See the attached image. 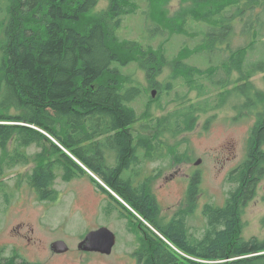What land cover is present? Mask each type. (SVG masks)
Masks as SVG:
<instances>
[{
  "label": "trees",
  "instance_id": "obj_1",
  "mask_svg": "<svg viewBox=\"0 0 264 264\" xmlns=\"http://www.w3.org/2000/svg\"><path fill=\"white\" fill-rule=\"evenodd\" d=\"M6 1L8 18L0 44V193H4L6 174L29 162L33 166L22 176L40 202L58 200L59 193L54 188L58 170L64 182L86 176L107 199L104 215L122 210L119 217L126 219L128 232L136 239L132 255L137 264H264V238H242L243 208L264 175V109L250 130L246 159L230 174L231 188L224 205L202 207L205 228L195 236L188 220L195 214L200 178L190 179L185 206L165 219L151 190L159 174L141 178L137 170L139 155L145 160L160 156L157 152L164 144L160 141L163 134L179 135L192 129L197 121L195 114L222 107L228 91L219 93L217 102L187 104L162 118H149V112L138 116L127 103L140 90L125 85L118 68L141 62L146 65L152 87L159 88L155 74L167 62L163 43L153 50L138 41L118 38L116 31L123 18L137 10L135 0H109L106 9L94 14L98 0ZM194 1L198 7L207 3ZM256 1L224 0L215 10L202 12L198 19L213 26V32L207 34L212 48L237 17L252 14L250 7ZM234 7L230 16H224L227 9ZM195 10L180 14L182 33L186 30L185 17L195 20L194 16L200 15H193ZM221 14L227 21L219 20ZM169 24L176 27L173 22ZM246 28L253 40L232 52L220 66L196 70L177 62L176 67L184 70L185 82L199 91V97L206 91L194 82L195 75L201 80L207 77L204 80L208 81L213 79L214 69L220 67L227 74L237 71L239 80L251 76L249 68L255 63L245 62L258 35L252 32L251 23H246ZM176 78L174 74L164 85L166 91ZM219 84L223 89L229 85L227 81ZM237 89L242 95L249 93L247 86ZM255 97L258 102L247 98L246 109L255 108L264 99L258 93ZM138 121H146L143 129L153 134L134 136L133 126ZM33 146L40 151L32 158L27 149ZM18 260L17 254L0 255V264H35Z\"/></svg>",
  "mask_w": 264,
  "mask_h": 264
},
{
  "label": "rangeland",
  "instance_id": "obj_2",
  "mask_svg": "<svg viewBox=\"0 0 264 264\" xmlns=\"http://www.w3.org/2000/svg\"><path fill=\"white\" fill-rule=\"evenodd\" d=\"M223 1L207 0L201 8L195 6L194 0H135L137 10L134 14L125 16L121 28L116 31L118 38L138 41L142 46H150L153 50L159 44H164L163 52L167 63L154 78L160 84L159 88L152 87L151 79L145 72L146 65L141 62H132L126 68H118L124 77V84L140 90L139 95L127 103L138 116L149 112V118H162L187 104L217 102V95L225 92L224 90L228 91L222 107L195 114L197 121L192 129L179 135L168 132L163 134L160 141L164 144L157 152L160 156L145 160L139 155L137 170L142 174L141 178L159 174L151 184V190L165 219H170L177 210L185 206V193L190 179L194 176L200 178V194L196 200L195 214L188 220L189 230L195 236H200L205 228L202 207L205 204L218 207L224 205L231 188L230 174L246 159L250 130L264 109V99L251 110L245 108L247 98H250V102H258L256 93L264 97V0L253 3V8L250 7L253 10L251 15L237 17L228 30V35H217L219 42L212 48L207 34L213 32V26L198 18L203 11H213L220 7ZM108 4L109 0H98L92 13L106 9ZM7 6L6 0H0V44L4 38L3 25L8 18ZM187 9H197L193 15L198 12L200 15L194 16L195 20H190L189 15L185 17L187 24L184 34L180 30L182 19L179 16ZM233 10L235 7L227 9L224 16H230ZM219 20L227 21L223 14ZM170 22L178 29L170 27ZM246 23H251L252 32L258 35L245 62L255 63V66L249 68L251 76L246 80H239L237 71L232 70L227 74L220 67L214 69V77L208 81L204 80L207 77L201 80L195 75L194 82L202 85L206 91L205 96L199 97V91L185 82L184 70L176 67L177 62H185L196 70L220 66L232 52L240 50L253 40L248 36ZM201 49L205 50L203 54H192ZM181 50L187 56L184 57ZM174 74L177 78L170 84L171 89L166 91L164 85ZM223 81L229 84L225 89L220 88L219 83ZM240 85L244 88L247 86V95L238 91ZM14 111L12 109L11 113ZM144 122L146 121H138L133 126L134 136L153 134L143 129L146 126ZM27 150L32 158L35 152L40 151L35 146ZM198 160L200 164L195 166ZM32 166L33 162L17 166L3 178L4 193H0L2 257L17 254L19 260L25 259L35 264H137L132 255L137 246L136 239L128 232L126 219L119 217L122 210L104 215L103 208L107 199L88 177H76L70 182H64L61 179L62 171L58 170L54 183V188L59 193L58 200L40 202L22 176ZM86 173L93 175L89 171ZM242 221L244 240L251 237L264 238V175L258 181L252 199L243 208ZM100 227L109 229L116 237L111 254L100 256L81 253L77 249L78 243L88 232ZM59 240L64 241L69 250L64 254H53L50 244Z\"/></svg>",
  "mask_w": 264,
  "mask_h": 264
},
{
  "label": "water",
  "instance_id": "obj_3",
  "mask_svg": "<svg viewBox=\"0 0 264 264\" xmlns=\"http://www.w3.org/2000/svg\"><path fill=\"white\" fill-rule=\"evenodd\" d=\"M154 95V94H152ZM200 164V160L195 162V166ZM116 237L109 229L100 227L97 230L88 232L78 243L77 249L85 253H98L108 256L115 245ZM50 251L53 254H64L69 247L64 241H55L50 244Z\"/></svg>",
  "mask_w": 264,
  "mask_h": 264
},
{
  "label": "flooded vegetation",
  "instance_id": "obj_4",
  "mask_svg": "<svg viewBox=\"0 0 264 264\" xmlns=\"http://www.w3.org/2000/svg\"><path fill=\"white\" fill-rule=\"evenodd\" d=\"M100 256H102L101 254H99Z\"/></svg>",
  "mask_w": 264,
  "mask_h": 264
}]
</instances>
